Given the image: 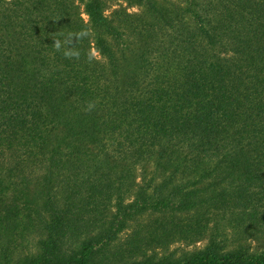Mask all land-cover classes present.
I'll return each instance as SVG.
<instances>
[{
    "label": "trees",
    "instance_id": "trees-1",
    "mask_svg": "<svg viewBox=\"0 0 264 264\" xmlns=\"http://www.w3.org/2000/svg\"><path fill=\"white\" fill-rule=\"evenodd\" d=\"M109 1L0 0V264H264V0Z\"/></svg>",
    "mask_w": 264,
    "mask_h": 264
},
{
    "label": "rangeland",
    "instance_id": "rangeland-1",
    "mask_svg": "<svg viewBox=\"0 0 264 264\" xmlns=\"http://www.w3.org/2000/svg\"><path fill=\"white\" fill-rule=\"evenodd\" d=\"M76 5L79 7V12L81 13V17L84 20H88V15L84 12V6L79 0H73ZM202 1V0H200ZM119 9L125 10L129 14H136L140 13L142 10V7L136 4H128L125 0H110L104 10V15L108 18H113L115 15V12ZM119 18H116V23L119 22ZM188 21V18H187ZM126 38V36L124 37ZM130 40V39H129ZM134 44H132L133 46ZM93 54L96 58H101V55L99 52H97L95 49L93 50ZM134 177H135V184L137 185L134 189V191L138 188L139 185L143 184H150L155 185L161 180V177L159 176V172L156 169V162L154 158L145 159L142 162H139L138 165L135 167V170L133 171ZM32 187L34 189V183L32 184ZM151 187V186H150ZM151 191V188L150 190ZM134 197V192L128 194L126 196L127 201H130ZM225 223H223L224 225ZM209 234H206L204 237L197 239L193 242L188 241H177L174 242L170 250L175 251L177 254H181L183 252H190V251H196L198 249L204 248L209 239ZM264 235V232L262 233ZM227 239L231 240V235L229 234L227 236ZM228 240L229 246L230 241ZM247 242L250 243V246L252 249H257L260 247H263L264 244L262 240H257L254 238V240L249 239ZM27 243V242H26ZM37 251V247L34 246L33 242L29 245L28 251Z\"/></svg>",
    "mask_w": 264,
    "mask_h": 264
}]
</instances>
